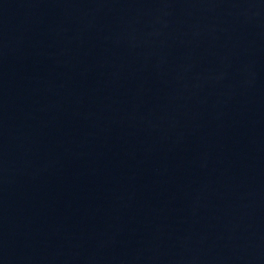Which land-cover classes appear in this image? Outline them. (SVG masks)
I'll list each match as a JSON object with an SVG mask.
<instances>
[{"label":"water","instance_id":"95a60500","mask_svg":"<svg viewBox=\"0 0 264 264\" xmlns=\"http://www.w3.org/2000/svg\"><path fill=\"white\" fill-rule=\"evenodd\" d=\"M0 264H264V0H0Z\"/></svg>","mask_w":264,"mask_h":264}]
</instances>
